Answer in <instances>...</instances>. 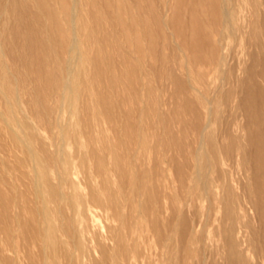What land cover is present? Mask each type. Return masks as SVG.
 <instances>
[{"label": "bare ground", "instance_id": "bare-ground-1", "mask_svg": "<svg viewBox=\"0 0 264 264\" xmlns=\"http://www.w3.org/2000/svg\"><path fill=\"white\" fill-rule=\"evenodd\" d=\"M91 1L92 2L88 10V14L90 16V19L93 25L91 27H87L84 23V18H83L84 8L81 5V0H0V102L4 105L3 111L0 110V122L3 125L2 128L3 127L8 128V131L13 141L18 142V143L22 142L24 144L22 145V147H24V150H26L31 155V157H33L34 159H36V153L33 149V146L30 145L28 141L21 139L19 135L17 134L16 130L14 129V126L21 127V125L19 123L18 118H16V115H15L16 109H15V105L12 103V100L15 99L17 104L23 105L24 103L28 107L27 111L30 114L32 113V115L35 116L37 119L42 120V122H44L45 125H47V127H50L52 129L58 128L59 129L58 133L61 136V141L65 142L67 140V137H69V135H66L64 122H62L64 118L62 120L60 113L62 109H65V106L67 105V103L69 105V108L72 109L79 102V96H80L79 95V90H80L79 89V68L85 67L84 64L86 62V58L89 61L88 63H90L95 68V72L92 75L93 82H95V84L98 82V83H101L102 85V82L104 83L106 81L107 83L110 84V87L112 86L114 89L115 87H117L118 83L119 84L120 82L125 83L124 81H120L121 79H123L122 76L117 77L110 73V70L114 69L115 66L116 68L117 66L119 67L120 64L123 65V67L125 66L126 71L124 75L130 80L132 78L139 77L140 81L138 80L137 81L139 83L140 82L142 83V80L146 76H150V75H147V73L143 71L144 69L143 70L141 69V66L136 65L138 62H135V60H133L130 54L127 55L123 51V47L120 46L117 43V41H115V43L113 42L112 44H110L111 41L116 40V35L114 34V32H111L105 29V21H107V19H112L115 25L119 28V30L123 32L131 31L134 34H137V32L139 34V29H140L141 34H142V35L140 34L141 35L140 38L143 39L144 44L145 42H148V44L144 46L146 47V49L148 48L149 51L157 50V49L154 50V46L158 43V40L159 39L163 40V38H167L166 33L168 31L165 32L167 23L165 22L164 15L160 13L159 7L156 4L155 0H136V1L134 0H91ZM132 1L136 3L137 2L139 3V1H144L145 3H147L148 7H150L149 9L150 11L149 10L138 11V12L136 11L138 14L136 13L137 15H135L133 13L135 4H133ZM228 1L229 0H204V3L208 5L210 12H211V13L208 12L210 13L209 16L211 15V17H213L212 24L209 27L211 30L207 29V27L205 28L203 24V19H201L200 17L199 18L195 17L192 14H189L190 13L189 10L191 9V6H190V9L188 10V14L191 15V19H190V23H188L187 25L190 24V28H191L190 34L191 35L189 34L190 37L187 39L185 38V39L187 40L189 49L191 53H193V56L195 58H198V60L202 59V57L206 53L203 51L204 55H202V48L203 46L204 47L206 46L209 49L208 51H209L210 57L208 58L206 57L207 59H209L206 61L207 63L205 62L206 59H204L205 64H210L208 66H219L223 68L225 73L223 74V77L220 80L222 86L221 87L215 86L214 89L212 88L210 89V87L208 86L209 88H207L208 89L207 92L210 91V93L214 94L215 96L218 95L220 97H224L226 102L228 101L230 103L232 102L236 103V105H234V107H232V109L230 110L231 112L234 111L235 113L237 111L242 112V114H240L239 116L246 120L245 126L243 128H239V124L237 122L238 118L233 116L232 113H230L222 121L223 127L221 126L222 131L220 132V135L216 136L212 134V131H213L212 129L214 126L213 114L212 112L204 113V111L202 110L205 108L206 105L208 106L212 105V101H213L212 99H214V97L212 99L209 98L206 95V93H204L199 87H197L196 85L192 83L187 66H185L186 68L185 76L179 75L177 73L178 69L174 68L172 64H171L172 67H168V63H170L169 62L170 56L167 57L164 54H162V52L157 53L155 51V54L157 53L155 60L157 61L159 59V62L161 63V65L159 66L160 70L165 69L166 71H168V75L165 78V80L167 82L172 83V85L175 88V90L174 88L173 90L176 95L185 94L183 105L176 106V109L174 110V112L171 111V113L173 112L174 115L177 114L180 116L184 109L186 110V112L190 113L193 116V120L190 123V126H191V129H193L195 132L194 141H189L186 138L185 130L184 131L181 130L182 135L176 134L173 130L170 133L169 131L168 133L166 132V129H167L166 125L170 124L171 116L169 117L168 116L169 113L163 112L161 110V106L163 102L159 99V96L158 97L154 96L156 95L154 94V92L156 93L157 89L155 90L154 87L152 88L148 84H147V87L143 85L145 86L143 88H147L146 94H148L149 99H151L150 97L154 94L153 97H155V100L154 99L153 100L156 101L155 106L153 104V106L148 107L147 105L148 103L144 102L145 107L143 108L140 107V109L137 108L138 117L136 120L132 119V113L131 112L128 113V110L125 113L122 112L120 110L121 109L120 104L119 105L117 104L118 112H116L114 109L115 106L113 105L114 102L112 103L111 100L103 97L102 95H100L99 97L100 103H101V105L99 106L101 108L103 107L102 112L104 113L105 118L108 120V122L116 125L121 131H124V132L127 131L130 133L131 138L127 136L130 139L129 138H128L129 140L126 139L128 143L129 141L133 142L131 140L133 137L132 134H134L136 137L139 138L137 141L139 148L141 149L142 147H145V143L143 142V137H142L144 133L143 117H148L149 113L152 111L153 113H158L160 115V118L158 116L159 119L158 118L157 119L164 127V132H163L164 134L160 138V143L163 145V147L164 145H169V148L176 149L181 154V157H183L186 161L189 155L195 156L196 161H197L196 165L195 166L193 165L194 166L193 173L190 175V180L192 184H190L189 186V191L187 192L188 196H185L184 194V190L186 186L185 185L186 184L185 183L186 169L184 166L178 167V171H179L178 176H180V179L178 178V181L180 180V182H179L178 188L176 189L177 195L172 196V197L167 196L168 200L171 201V203H170V206L166 210H165V207L160 203L161 201L159 200V198H157L158 195L157 196L155 195L156 197L154 199L158 205L157 217L155 220H153L154 222L151 226V229L156 234L157 243H158L157 247H159V253L157 255V259L156 260L153 259L154 261L151 260V257L149 255L146 256L147 264H264V85H261L259 81L257 80V78H261L262 80H264V50L261 51L260 55L259 54L251 55L250 58L252 61V66L250 68H246L242 72L240 71L237 73L238 70H236L235 68H232V66L231 68L228 67L230 62L227 63V57L223 54L224 52L220 54L221 47H223L221 46L220 41L215 42V41H212L211 39L212 37L211 34H213L212 30H215L217 33L220 31L218 28V25L223 29L227 25L231 24L230 23L231 22V12L226 7V4ZM181 3L182 2H180V5L183 4ZM175 4L176 2L174 3V5ZM56 5L58 6V8H55ZM176 6L179 7L178 5ZM181 7L183 8V6ZM182 8H180V10ZM178 11L179 10L177 8V12ZM124 14L129 15L128 19L130 21L128 23L123 18ZM188 14L186 13L187 17L189 16ZM219 15L222 16L223 18V21L221 22V24H219L217 20V17ZM180 16H181L180 20L184 21L186 19V18L182 19L184 15H180ZM136 18L139 19V23H140V25L138 24L139 26L137 25ZM150 19L152 20L153 25L157 29L156 33L153 32V30L149 26ZM209 19L211 18L209 17ZM184 24H185V21H184ZM180 25L182 26V24ZM208 25L210 24L208 23ZM181 26L180 27L178 26V27L181 29ZM186 28H187L186 30H188L189 27H186ZM184 29H185V26H184ZM223 33L224 32L221 30L219 35L222 36ZM80 34L83 35L86 39H94L98 43L97 51H95L92 55L90 53L87 54L88 57L86 56V53L80 49V39H79ZM175 34L178 35V33H175ZM200 34H202V38ZM180 36H182V34ZM182 37L184 38V32H183ZM144 46H139V44H136L132 48H134L136 51L141 53L142 57H144L145 51H146ZM165 47H167V45ZM180 47H182V45L178 46L179 51H181ZM162 48L163 46L161 47V51L163 50ZM226 52H227V49H226ZM114 55H116L118 58L116 59ZM152 55L154 56V54ZM230 60L231 58L229 59V61ZM156 65H158L157 62L155 66ZM260 67L262 69L257 70ZM155 68L158 69V67H155ZM149 70L151 71V69ZM159 75L157 77H159ZM208 75L209 73H204L203 76L205 78ZM240 75L246 76L247 79L240 80ZM217 83L218 82H216V84ZM165 85L166 84H162L161 87L159 86L160 88L158 87L159 92L161 94H164L163 91H165L164 90ZM227 85H229V87L225 90ZM20 86L21 87L23 86L25 88L23 93L21 92ZM127 86L129 87V84H127ZM134 88L136 89V85L134 86ZM107 89H108V86H107ZM135 89L134 91H136ZM238 89H240L239 92H237ZM111 90L112 89L110 88L109 91ZM115 91L117 90L115 89ZM111 92L109 94H111ZM23 94L29 95L30 98L27 101H22ZM53 96L58 97L60 99L59 105L54 104ZM234 97L237 98L236 101L234 100L232 101ZM175 98L178 99L177 97ZM138 99L141 103L143 102L141 101V98H138ZM170 99H174V98L172 97ZM119 103H122V102L119 101ZM86 110L87 109H85V112ZM4 113L10 114L13 117L12 121H8L5 118ZM39 123L40 121L38 122V124ZM96 123L95 124L91 123L90 127L93 128L96 125ZM110 123L109 125H111ZM180 123L183 124V126L185 124L182 119H180ZM38 124H36L35 121L34 122L32 121L30 128L32 130L37 129ZM170 127H173V126H170ZM235 127L237 129H235ZM162 130L163 129H161V131ZM243 131L247 135L246 145L240 142L242 140L240 133H242ZM59 134H58V137H59ZM32 135H33L32 136L33 138L36 137L34 133H32ZM122 137L124 138L123 133H122ZM226 140H229L228 145H224V141ZM194 143L197 145H194ZM65 146H66V143H65ZM5 147L8 148L7 145ZM74 147H76V145ZM48 148H49V145H48ZM127 148L129 149L128 145H127ZM61 149H64V145L62 146ZM4 150L6 149H3V151ZM95 150L96 149H94V151ZM47 151H50V150L48 149ZM57 151L58 150H56L55 152ZM116 151L117 152L121 151V149L116 150ZM137 152L131 153L130 154L131 156L129 155L132 160L131 161L132 163L135 158H138ZM167 152L169 151L167 150ZM24 154L28 155L27 153H24ZM82 154H84V152ZM97 154L96 155L94 154V156H97ZM47 155H49L48 152H47ZM57 155H61L60 156L61 158L58 159V163L60 162L64 164L65 161L62 155V151H60ZM72 155L74 154L72 153ZM124 155H127V154H124ZM91 156L90 158H92ZM107 156L109 157V155ZM119 156L121 155L119 154ZM7 157L10 158V156H7ZM14 157L15 156H13L12 158ZM126 157H123L122 155V157L117 162L120 174L124 176L127 184L128 183L136 184L137 187L134 190V192L136 194H140L142 192V186H144L145 184V183L140 184L141 181L143 180L144 174L143 175L140 174L141 168L139 169V167H138V171H140V173H138L137 171H133V173L124 172L123 171L124 167L122 166H123L124 160L126 159L123 160L122 158H126ZM56 158L57 157L53 156L51 160L54 159V161H57ZM6 159L4 160L6 161ZM17 159L14 158V160H17ZM202 159H203V166L201 167ZM51 160L50 158H48V161L47 160L46 161L47 162L50 161L52 163ZM99 160H100V163L103 165L104 162L101 156L99 157ZM17 161H19V159ZM89 161H91V159H89ZM6 162H8V160ZM36 162L40 167H43V165H45L40 160H37ZM19 163L20 162H18L17 164ZM23 163L25 162L23 161ZM51 163L50 165H52ZM60 163H59L60 170L57 172V175L55 173L56 177L58 176V179H59L57 186L55 184L56 187L52 186V182L49 183V185L47 184L46 177L44 178L43 172H41L42 174L39 172L37 173L35 172L36 173L35 177L29 181V183L31 182V184H30V188L28 187L27 189L31 190L33 195L36 197V201L34 202V204L32 200L30 201L33 204L32 214H34L35 216H39L40 219L39 217H35L32 220L31 219L32 217H30L29 224L26 226V225H23L21 222L23 221V209L24 208L26 209L28 206H26L27 204L25 206L23 205L22 202H24L25 200L22 202L19 201L21 196L26 195V191L24 192V190H21L23 194L19 196L20 193L19 194L17 193V187H16L17 185L13 183V180L15 181V178L12 176V172L9 169L10 166H8L7 168L5 163L3 161H0V165H3L5 167L4 168L5 170L2 171L3 177L0 175V206L4 209L2 211L4 213L3 214L0 213L1 214L0 215V259L3 261L2 263L21 264L20 256L18 255L17 251L15 252L14 246H15L16 241L21 242L23 240L28 239L27 234H29L30 232L26 231L27 227L28 229L30 228V230H34L36 232L35 239L38 238L42 240L44 238H50L54 234V227H52V224L50 223L51 221H50L49 216H51V214L53 213H56L57 211H59V214L60 212L62 213V211L60 210L63 209V207H65L64 208V211L66 210L65 212H67V209L71 211L72 209L75 208V203H73L72 198L68 196L67 194H65L66 192L62 190V185L67 181V179L64 176H66L65 174L69 172H67L68 170H66L65 168H61L62 166ZM85 163H88V159H87V162ZM85 163H84V166H85ZM139 163H137L138 166L141 165V163L140 164ZM153 164H154V161H153ZM10 165H12V162L10 163ZM19 165L23 167L25 164L22 165L20 163ZM146 165H147V160H146ZM240 166L242 167L241 170H239ZM45 167L47 168V166ZM76 167L78 168L79 164L76 165ZM76 167L75 169H77ZM154 167L155 166H152L153 169ZM11 168L14 170L16 169V168H13V166H11ZM18 168L16 169V173L19 171ZM1 169H0V172H1ZM52 169H54V167H52ZM85 169L88 170V168H85ZM92 169H96V168L92 167ZM85 171H84V174H85ZM94 171H97V170H94ZM49 172L48 174H50ZM165 172H166V169H165ZM104 173H105V170H104ZM107 173L109 174V172L106 171V174ZM21 174L22 173H20V175ZM28 174L29 173H27V176ZM98 174L99 173H96L95 175L98 176ZM155 175L156 174H154L153 176ZM17 176L19 178V175ZM93 177L94 176H92L91 178ZM54 178L55 177H53V179ZM84 178L82 180H84ZM147 178L148 177H146V179ZM159 178H162V177H159ZM166 179H169V178H166ZM19 180L21 179L19 178ZM103 180L106 181L107 179L106 180L103 179ZM93 181H95L94 178H93ZM99 181H102V180H99ZM20 183L21 182H19L18 184ZM21 184H24V183L22 182ZM1 185H5L8 187L7 188V190L9 189L8 192L10 191L12 193L11 196L8 194L10 197H8V195H6L5 193L1 191ZM28 185L29 184H27L26 186ZM20 186L19 188H22ZM26 186L23 185L24 188H26ZM68 186H71V185H68ZM90 187H93V186H90ZM108 187H110L111 189V186H108ZM121 188H123L122 184H121ZM84 189L86 190V187ZM88 194L90 193L88 192ZM151 196L149 194V197L147 199L149 200L148 202H151V199H152ZM30 197L28 198V200L31 199ZM23 198L24 197H22V199ZM67 200L69 201L68 204L65 202ZM144 200H146V198ZM133 201L134 200L130 199L128 202L132 204ZM140 203H141V199H140ZM146 210H147L146 211L147 220L146 219L144 220L149 223V218H148L149 206L146 207ZM165 211L170 212L169 216L166 218L162 216L164 215ZM215 211H217L218 215L214 214ZM11 212H14L15 214L13 215L11 214ZM24 214L26 215V213ZM68 214L66 215L68 216ZM138 215L143 216V208H141V206H140V209L134 210L133 216H131V218L129 217L131 221L125 220L124 216L122 215L121 225H126L127 223H130V222H132L133 224H137L136 220H137ZM60 217H63V216L61 215ZM69 217H67L66 219H68ZM90 217L88 218L90 219ZM27 220H24V221L26 222ZM63 220L64 219H62L61 221ZM65 221H64V224H65ZM43 224L46 226L45 228L41 226ZM14 225H16V227ZM18 225H21V227H18ZM127 226L128 225H126V227ZM89 228L91 229L90 226ZM101 228L102 227H100V229ZM21 229H23L25 233L24 235L25 237L20 236ZM72 229L73 228H71L70 231H72ZM85 230L88 233L89 230L87 229ZM64 231L66 232L67 230L64 229ZM74 231L75 230H73V232ZM74 234L75 235H73V237H70V236H69L70 238L68 237L69 239L73 238V245L75 247V252L70 253L71 254L70 257L74 258L75 264H80L79 246L81 242L80 238H83V235H84L83 229L76 230V233ZM114 234L115 236H113L112 240L114 241L115 246L111 245L112 247H110L107 252L105 251L102 252L103 250H101L100 252H102L103 261L97 262L95 264H119L121 261H124L126 264H129L131 255L132 254L137 255L140 252L137 246H134L131 248L126 246L123 240V236L119 230H116ZM32 235L33 234H31V237H33ZM216 239L218 240L216 241ZM88 240L90 239H87V241ZM20 242H16V243L17 244L19 243L21 246V244L23 243H20ZM20 246L18 247L19 249H20ZM23 249L24 248H22V250ZM153 251L155 254V250ZM8 252H13L16 257L13 258L9 255L10 258L12 259H9V257L6 258L5 256ZM45 252L44 254H46ZM31 257L29 256L30 260H31ZM33 258L34 257H32V259ZM45 258L46 257L44 255L43 258L40 260V264H48ZM68 259L69 258H67V260Z\"/></svg>", "mask_w": 264, "mask_h": 264}, {"label": "rangeland", "instance_id": "rangeland-1", "mask_svg": "<svg viewBox=\"0 0 264 264\" xmlns=\"http://www.w3.org/2000/svg\"><path fill=\"white\" fill-rule=\"evenodd\" d=\"M134 1H136V0H134ZM134 1H132V2H133V4H135V7L133 9V13L135 15L138 14L137 13L138 11H144V10L150 9V7H148L147 3H145L144 1H139V3L138 2L136 3ZM160 1L155 0L156 4L159 7L160 13L162 15H164L165 22L167 23L166 24L167 27H166L165 32L166 31H168V32L166 33L167 38H163V40L162 39L158 40V43L154 46V50L157 49V50H155L157 53L162 52V54H164L167 57L170 56V58H169L170 63H168V67L173 66L174 68L178 69L177 73L181 76L182 75L185 76V74H186L185 66H187V69H188V72L190 74L192 83L194 85H196L197 87H199L204 93H206V95L209 98L212 99L214 97V99H212L213 100L212 105L211 106L206 105L205 108L202 110V111H204V113L212 112V114H213L214 126L212 129L213 131L211 130L212 134H214L216 136L220 135V132L222 131L221 126L223 127L222 121L230 113H232L233 116L238 118L237 122L239 124V128H243L245 126L246 120L239 116L240 114H242V112L237 111L235 113L234 111L231 112V110H230V109H232V107H234V105H236V103H234V102L230 103L228 101L226 102L224 97H220L218 95L215 96L214 94L210 93V91L207 92V90H208L207 88H209V87H210V89L211 88L214 89L215 86H217V87L222 86L220 80L223 77V74L225 73L223 68H221L219 66H208L210 64H205V62L207 60H209L207 58L210 57L208 47L205 46L206 47L205 48L203 46L202 55H204V52H206L205 53L206 56L204 55L201 59L203 61H201V60H198V58H195L193 56V53H191V51L189 49V45L187 44L186 39L189 38L191 35L190 34V29H191L190 24L187 25L188 23H190V19H191V15H189V14H192L195 17H198V18L200 17L201 19H203V24H204L205 28L207 27V29H210L209 27L212 24V21H213L212 18L213 17H211V15L209 16V14L211 12H210L208 5L204 3V0H181V1L180 0H162L163 3H162V1L161 2ZM174 1L176 2L175 5H174V3H175ZM91 2H92L91 0H81V5L84 8V12H83L84 23L87 27H91L93 25V23L90 19V16L88 14V10L90 8ZM177 2H178V4H177ZM180 2H182L184 5L182 3H181L182 5H180ZM176 5H178L179 7H177ZM181 6H183V8ZM190 6H191V9H190ZM185 7H187V8H185ZM226 7L231 12V22H230L231 24L227 25L223 29L218 25V28L220 31L217 33L215 30H212L213 34H211V36L213 38L211 37V39H212V41H215V42L220 41L221 46L224 47V48L221 47V53L220 54H222V52H224L223 54L227 57V63L230 62L228 67L231 68V66H232V68H235L236 70H238L237 71V73H238V72H240V71L242 72L246 68H250L252 66V61L250 58L251 55H258V54L260 55L261 51L264 50V0H229L226 4ZM55 8H58V6L56 5ZM137 8H139V9H137ZM177 8L179 10L178 12H177ZM180 8H182V9L180 10ZM188 10L190 12L189 14H188ZM184 12H186L189 16L187 17L186 13H184ZM208 12H210V13H208ZM180 15H184V17H182V19L186 18L184 20L185 24H184L183 20H180L181 19ZM166 16H167V18H166ZM128 17H129L128 14H124L123 18L127 23L130 21L128 19ZM209 17L211 19H209ZM217 20H218V23L221 24V22L223 21L222 16L219 15L217 17ZM136 21H137V25L138 24L140 25L139 19H137ZM172 21H173V23H172ZM179 23L182 24L183 27ZM208 23L210 25H208ZM149 26L151 27L153 32L156 33L157 29L153 25V22L151 19L149 20ZM178 26L179 27L181 26V29ZM184 26H185V29H184ZM186 27H189L188 30H186L187 29ZM105 29L108 31L114 32V34L116 35V40L111 41L110 44H112L113 42L115 43V41H117V43L123 47V51L127 55L130 54V56L133 58V60H135V62H138L137 64L136 63H134V64L141 66V69L142 70L144 69L143 71L145 73H147V75L151 76V77L146 76L149 79H147L145 77L142 80V83L138 82V81H140L139 77L132 78L130 80L129 78H127L124 75L125 71H126L125 66L123 67V65L120 64L119 67L117 66V68H116V66H115L114 69L110 70V73L112 75L117 76V77L122 76L123 79H121L120 81H124L125 83H122V82H120V84L118 83L117 87H115L114 89L112 86L110 87V84L107 83L106 81L104 83L102 82L103 86L101 85V83L97 82L96 84H98L99 85L98 86L95 84V82H93V77H92L93 73L95 72V68L90 63H88L89 61L86 58V62L84 64L85 67L79 68V89H80L79 90V95H80L79 96V102L72 109L69 108V105L67 103V105L65 106V109H62V111L60 113L62 120L64 118V120L62 122H64L66 135H69V137H67V140L65 139L66 140L65 142L61 141V136L58 133V131H59L58 128L57 129L55 128L56 129L55 130V129H52L50 127H47V125H45V123L42 122V120L37 119L35 116L32 115V113L30 114L27 111L28 107L24 103H23V105L17 104L15 99L12 100V103L15 105V109H16V114H15L16 118H18L19 123L21 125V127L14 126V129L16 130L17 134L19 135V137L21 139L28 141L29 144L33 146V149L36 153V159L31 157V155L26 150H24V147H22V145H24V144L22 142L18 143V142L13 141V139H12V137L8 131V128H6V127L2 128L3 125L0 122V155H1L0 161H3L7 168H8V166H10L9 169L12 172V176L15 178V181H16L15 182L13 180V183L17 185L16 186L17 187V193L18 194L20 193L19 196H21L23 194V192L21 190H24V192L26 191V195L21 196L19 199L20 202L25 200L22 203L24 206L26 204H27L26 206H28L26 209L25 208L23 209V221L21 223L23 225L27 226L29 224L30 217H32L31 218L32 220L35 217H39V216H35L34 214H32V208H33L34 202L36 201V197L33 195L31 190L27 189L28 187L30 188L31 182L29 183V181L35 177V174L37 172H39V173L43 172V176H44V178L46 177L47 184L49 185V183L52 182V186H54V187L57 186L59 179H58V176L56 177V175H57V172L60 170V165H59L60 162L58 163V159L61 158L60 157L61 155H57V154L60 151H62V155H63L64 161H65L64 164L60 163L62 166L61 168H65L66 170H68L67 172H69V173L65 174L66 176H64L67 179V181L62 185V190L64 192H66L65 194L70 196L73 200V203H75V208L72 209L71 211L66 208L67 212L69 214L67 212H65L66 210L64 211L65 207H63V209L60 210V211H62V213L60 212V214H59V211H57L56 213H53V214H51V216H49L50 221H51L50 223L52 224V227H54V234L52 237L44 238L42 240H40L38 238L35 239V233L36 232L34 230H30V228L28 229V227H27L26 231H29L31 234H33L32 235L33 237H31V234L28 232L29 234H27V236H28L27 238L28 239L30 238V239L29 240L27 239L28 241L27 240H23L21 242L16 241V242H20L23 244H21V246H20L19 243L17 244L15 242V246H14L15 252L17 251L18 255L20 256L21 264H40V260L43 258L44 255L46 257L45 259L47 260L48 264H75L74 258L70 257V255H71L70 253L75 252V247L73 245V238H71V239H69V238L73 237V235H75L74 233H76V230H78V229H83V233H84L83 238H80L81 239L80 246H79L80 264H87V263L88 264H95L97 262H102L103 261L102 252H104V251L107 252L110 247L115 246V243L112 239H113V236H115L114 233L116 230H119L120 233L122 234L123 240H124L127 247L131 248V247L137 246L140 250V252L137 255L136 254L131 255V259H130L129 264H147L146 256L149 255L151 257V260L154 261L153 259L156 260L157 255L159 253V247H157L158 246L157 237H156L155 232H153L151 229V226L154 222L153 220H155L157 217V208H158V205H157L154 198L158 195L157 198H159V200L161 201L160 203L165 207V210L170 206L171 201L168 200V197L169 196L172 197V196L177 195L176 189L178 188L179 182H180V180L178 181V178L180 179V176H178L179 175L178 167H180V166H184L186 169V171H185V178H186L185 179V183H186L185 185L186 186H185L184 194H185V196H188L187 192L189 191L190 184H192V182L190 180V175L193 173V167L197 163L196 158L193 155L192 156L189 155V157L187 158V161H186L183 157H181V154L176 149L169 148V145H164V147H163V145L160 143V138L164 134L163 133L164 127L158 120L160 118V115L158 113H153L151 111L150 113L152 116L149 113L148 117H143L144 133H143L142 137H143V142L145 143V147H142L140 149L138 142H137L139 138L136 137L134 134H132L133 137H132L131 141H133V142L129 141V143H128L127 140H129L131 138L130 133L127 131H125V132L121 131L116 125L108 122V120L105 118L104 113L102 112L103 107L101 108L99 106V105H101L99 97H100V95H102L103 97L111 100L112 103L114 102L113 105L115 106L114 109L116 112H118L117 104L118 105L120 104L121 105L120 110L124 113L127 112V110H128V113H130V112L132 113V119L136 120L138 117L137 108L140 109V107L141 108L145 107L144 102L148 103L147 104L148 107L153 106V104L155 106L156 101H154L155 97H153V95L156 94L154 96H156V97L159 96V99L164 103V104L162 103L163 107L161 106V110L163 112L169 113L168 114L169 117L171 116L170 124L166 125V128H167L166 132L168 133V131H169V133H170L173 130L176 134L182 135L181 130H183V131L185 130L186 138L189 141H194L195 132L193 129H191V126H190V123L193 120V116L190 113L186 112V110H184V109H183V112L180 116L177 114H175V115L173 114L174 110L176 109V106L183 105V100L185 98V94L176 95L174 92L175 88L172 85V83L167 82L165 80V78L168 75V71H166L165 69L160 70L159 66L161 65V63L159 62V59L157 61L155 60L157 53L155 54V51H153V50L149 51L148 48H147L148 50L146 49L145 46L148 44V42H145V44H144L143 39L140 38V36L142 35L140 29H139V34H138V32H137V34H134L131 31L123 32V31L119 30V28L115 25V23L113 22L112 19H107V21H105ZM142 29H143V27H142ZM221 30L224 32L222 34V36L219 35ZM174 32L178 33V35L175 34ZM183 32H184V38L182 37ZM174 34L177 36H175ZM179 34L180 35L182 34V36H180ZM200 35L202 38V34H200ZM79 37H80L79 38L80 39V49L86 53L87 57H88L87 54L90 53L92 55L95 51H97L98 43L94 39H86L81 34L79 35ZM177 38H178V40H177ZM133 40L134 41L136 40V41L134 42ZM135 43L139 44V46L145 45L144 47H145L146 51H145L144 57H142L141 53H139L134 48H132V47H134V45H136ZM160 44H162V45H160ZM166 45H167V47H165ZM177 45L178 46L182 45L183 48L180 47L181 51L178 50ZM185 45H186V47H185ZM162 46H163V48H162L163 50L161 51ZM175 47H177V48H175ZM226 49H227V52H226ZM183 51H184V53H183ZM175 52H176V54H175ZM152 54H154V56ZM148 55H150V56H148ZM114 56L116 59L118 58L116 55H114ZM230 58H231V60L229 61ZM260 58H261V56H260ZM204 59H206L205 62H204ZM136 60H138V61H136ZM184 61H185V63H184ZM156 62L158 65L155 66ZM191 63H192V65H191ZM171 64H172V66H171ZM155 67H158L159 70ZM145 69H146V71H145ZM149 69H151V71ZM261 69L262 68L260 67L257 70H261ZM158 71H160V72H158ZM155 73H156V75H155ZM204 73H209V75L204 78V76H203ZM159 74H161V75H159ZM158 75H159V77H157ZM155 77H156V79H155ZM241 79H247V78L244 75H240V80ZM257 80L259 81V83L261 85H264V80H262L261 78H257ZM216 82H218V83L216 84ZM127 84H129V87L127 86ZM147 84L149 86H151L152 88L154 87L155 90L157 89L156 93L154 92V94L150 97L151 99H149L148 94H146L147 88H143L145 86L147 87ZM162 84H166L165 89H164L165 91H163L164 94H166V95L161 94L159 92V88L162 86ZM106 85L108 86V89H107ZM133 85L134 86L136 85V89L134 88ZM143 85H145V86H143ZM126 86H127V88H126ZM166 87L168 90L166 89ZM228 87H229V85L226 86L225 90ZM110 88L112 89L111 90L112 92L109 91ZM133 88L136 91H134ZM137 88H139V89H137ZM173 88H174V90H173ZM20 89H21V92L23 93L25 88L23 86L22 87L20 86ZM115 89L117 91H115ZM138 90H140L141 92ZM239 91H240V89H238L237 92H239ZM110 92H111V94H109ZM133 92L135 93V95ZM170 93H171V95H170ZM172 93H173V95H172ZM125 95H127V96H125ZM172 97L175 100L170 99ZM175 97H177L178 99H176ZM29 98H30L29 95L23 94L22 101H27ZM116 98L119 100H117ZM138 98H141V101H143V102L141 103ZM121 99H122V101H121ZM236 99L237 98L234 97L232 99V101L233 100L236 101ZM119 101L122 103H119ZM124 102H125V104H124ZM167 103H168V105H167ZM54 104H57V105L60 104V99L58 97H54ZM135 106H137V107H135ZM3 108H4V105L0 102V110L3 111ZM85 109H87L86 110L87 113L85 112ZM207 110H209V111H207ZM167 111H169V112H167ZM171 111H173V112L171 113ZM4 114H5V118L8 121H12L13 117L10 114H8V113H4ZM158 116H159V118H158ZM26 117H28V118H26ZM217 117H218V119H217ZM28 119H29V121H28ZM180 119H182L184 121L185 127L183 126V124L180 123ZM32 121L33 122L35 121L36 124H38V122L40 121V123L37 126V129L32 130L30 128ZM157 121H158V123H157ZM91 123H93V124L96 123V125L92 128V127H90ZM109 123L111 125H109ZM177 124H179L180 126ZM170 126H173V127H170ZM189 127H190V129H189ZM161 129H163V130L161 131ZM235 129H237V128L235 127ZM52 132L53 133L55 132L54 133L55 135ZM32 133H34L36 135L35 138L32 137L33 136ZM56 133L59 134V137H58V134H56ZM122 133L124 135V138L122 137ZM240 135H241V139H242L240 142L243 143L244 145H246V139H247L246 133L243 131L242 133H240ZM127 136H129L130 138ZM147 136H148V138H147ZM58 140H59V142H58ZM60 141H61V143H60ZM106 141H107V143H106ZM150 141H151V143H150ZM124 142H125V144H124ZM65 143H66V146H65ZM228 144H229V140L224 141V145H228ZM6 145L8 146L9 149L7 147H5ZM14 145H16V146H14ZM18 145H19V147H18ZM40 145L41 146L43 145V146L41 147ZM44 145L45 146L47 145V146L45 147ZM48 145H49V148H48ZM63 145H64L65 150L61 149ZM75 145L77 148L74 147ZM124 145H126V146H124ZM127 145L129 147V149L127 148ZM150 145H151V147H150ZM194 145H197V144L194 143ZM78 147H79V149H78ZM109 147H110V149H109ZM3 149H6V150L3 151ZM48 149L50 151H47ZM59 149H60V151H59ZM94 149H96V150L94 151ZM115 149L116 150L121 149V151L117 152ZM12 150H13V152H12ZM42 150H43V152H42ZM56 150H58V151L55 152ZM73 150H75V151H73ZM137 150H138V152H137ZM167 150L169 152H167ZM68 151H69V153H68ZM4 152H5V154H4ZM47 152L49 155H47ZM81 152L82 153L84 152V154H82ZM88 152H90V153H88ZM91 152H92V154H91ZM97 152H98V154H97ZM135 152L138 153V156H137L138 158H135L134 159L135 162L133 161V163H132L131 162L132 160L130 158V156H131L130 154L135 153ZM24 153H27L28 155H26ZM72 153L74 155H72ZM93 153L95 155L97 154V156H94ZM118 153L121 156H119ZM124 154H127V155H124ZM12 155L15 156L14 158H16V159L18 158L19 161H17L18 159L14 160V158H12L13 157ZM37 155H38V157H37ZM76 155H78V156H76ZM84 155H85V157H84ZM98 155H100L103 158V162H104L103 165L100 163V160H99L100 156H98ZM107 155H109V157ZM122 155H123V157L127 156L126 158H122L123 160L126 159V160H124V163L122 166V167H124V169H123L124 172L133 173V171H137L138 173H140V171H141L140 174H142V175L144 174L143 180L140 183V184L145 183L144 186L141 185L142 186V192L140 193L141 195L136 194L134 192L137 185L134 183H128L127 184L124 176L120 174L117 162L122 157ZM7 156H10V158ZM27 156H28V158H27ZM53 156L57 157L56 158L57 161H54V159L51 160V158ZM90 156L92 158H94V157H96V158L92 159V158H90ZM193 157H194V159H193ZM6 158H8V159H6ZM48 158H50L52 163L50 161L47 162ZM97 158H98V160H97ZM4 159H6V161L8 160V162H6ZM82 159L85 162H87V159H88V163H85ZM89 159H91V161H89ZM35 160L36 161L40 160L45 165H43V167H40ZM146 160H147V165H146ZM180 160H181V162H180ZM23 161L25 163H23ZM153 161H154V164H153ZM9 162L10 163L12 162V165H10ZM18 162H20L22 165L25 164L24 165L25 168H24V166L22 167L21 165H19L20 163L17 164ZM54 162H56V163H54ZM77 162H79V163H77ZM115 162H116V164H115ZM139 162L141 163L142 167H141V165L140 166L137 165V163H139ZM6 163H8V164H6ZM50 163L53 166L50 165ZM84 163H85L86 167L84 166ZM13 164L16 167L19 165L18 166L19 168L17 167L19 170V171L17 170L18 171L17 173H16L17 168ZM78 164H79L80 168L76 167V165H78ZM80 164H82V165H80ZM86 164H88V165H86ZM113 164H115V165H113ZM131 164H133V165H131ZM34 165L36 166V168ZM111 165L113 166V168ZM11 166H13V168H16V169L15 170L12 169ZM45 166H47V168H49V169H47ZM51 166L54 167V169H52ZM152 166H155L154 167L155 170L152 168ZM202 166H203V159H202V163H201V167ZM75 167L77 169H75ZM92 167L96 168V169H92ZM138 167H139V169L141 168L140 171H138ZM4 168L5 167L3 165H0V169H1L0 175L2 177H3L2 171L5 170ZM85 168H88V170ZM99 168H101V169H99ZM164 168L166 169V172H165ZM34 169H35V171H34ZM160 169H162V170H160ZM241 169H242V167L240 166L239 170H241ZM54 170H55V172H54ZM94 170H97V171H94ZM104 170H105V173H104ZM84 171H85L86 175L84 174ZM106 171L109 172V174L108 173L106 174ZM48 172L50 174H48ZM13 173L14 174L16 173L15 176ZM20 173H22V174L20 175ZM27 173H29L28 176H27ZM55 173H56V175H55ZM96 173H99L98 176L95 175ZM154 174H156L155 175L156 177L153 176ZM17 175H19V178L21 180H19ZM50 175H51V177H50ZM78 175H79V177H78ZM101 175H102V177H101ZM104 175H106V176H104ZM167 175H168V177H167ZM90 176L91 177L94 176L93 178L95 179L96 182L93 181V178H91ZM53 177H55V178L53 179ZM82 177L83 178L85 177L84 180H82L83 179ZM146 177H148V178L146 179ZM159 177H162V178H159ZM102 178L105 180L107 179V180L104 181ZM114 178H115V180H114ZM166 178H169V179H166ZM53 180H55V181H53ZM99 180H102V181H99ZM19 182H21V183L23 182L24 184H21V183L18 184ZM101 182H103V183L105 182V183L103 184ZM120 182H122V183H120ZM53 183H54V185H53ZM90 183H91V185H90ZM98 183H99V185H98ZM27 184H29V185L26 186ZM55 184H56V186H55ZM121 184H122L123 188H121ZM126 184H127V186H126ZM23 185H25L26 188H24ZM68 185H71V186H68ZM19 186L22 188H19ZM90 186H93V187H90ZM104 186H105V188H104ZM108 186H111V189ZM85 187H86V190L84 189ZM7 188H8L7 186L1 185V191L3 193H5L6 195L9 194L11 196L12 193L10 191L8 192L9 189L7 190ZM124 188H126V189H124ZM162 190L164 191V193ZM149 191H150V193H149ZM27 192H28V194L31 193L32 195L31 194H29V195L32 197H30L27 194ZM88 192L90 194H88ZM103 192H104V194H103ZM91 193H93V194H91ZM149 194H150V196L152 195L151 196L152 197L151 202H148L149 200H147L149 197ZM9 195H8V197H10ZM22 197H24V198L22 199ZM29 197L31 198L30 200H28ZM34 197H35V199H34ZM145 198H146V200H144ZM130 199L134 200L132 204H130L128 202ZM140 199H141V203H140ZM26 200L28 201L29 205H28ZM31 200L33 201V204H32V202H30ZM65 202L68 204L69 201L67 200ZM142 202H143V204H142ZM35 206H36V204H35ZM140 206H141V208H143V216L138 215L137 220H136L137 224H133L132 222H130V223L126 224V225H128L127 227H126V225H121V220H122L121 216L123 215L125 220L131 221L130 218H131V216H133L134 210L140 209ZM148 206H149V211H148L149 223L144 220L147 218L146 217L147 216L146 207H148ZM3 210L4 209L0 206V213L1 214L4 213V212H2ZM26 211H28V212H26ZM165 212H164V215H162L164 218L168 217L170 214L169 211H165ZM24 213H26V215ZM98 213H99V215H98ZM11 214L14 215L15 213L11 212ZM66 214H68V216ZM214 214L218 215L217 211H215ZM61 215L63 217H60ZM24 216H26V217H24ZM67 217H69V218L66 219ZM88 217H90V219ZM27 218H28V220H27ZM39 219H40V217H39ZM62 219H64V220L61 221ZM65 219H66V221H65ZM70 219H72V220H70ZM88 219H89V221H88ZM24 220H27L28 222L27 221L25 222ZM69 220H70V222H69ZM64 221H65V224H64ZM92 225H94V226H92ZM107 225H109V226H107ZM14 226L16 227V225H14ZM41 226L43 228L46 227L44 224ZM63 226L64 227L66 226V227L64 228ZM89 226L91 227L92 230L89 228ZM18 227H21V225H18ZM100 227H102V228L100 229ZM71 228H73L72 231H70ZM64 229L67 230L66 231L67 234L64 231ZM85 229L89 230L88 231L89 234L86 232ZM73 230H75V231L73 232ZM20 233H21L20 234L21 237H23L25 235L23 229H21ZM85 233H87V234H85ZM102 234H103V236H102ZM31 238H33V239H31ZM87 239H90V240L87 241ZM37 240H39V241H37ZM217 240L218 239H216V241ZM42 241H44V242H42ZM37 243H38V245H37ZM105 243H106V245H105ZM87 244H88V246H87ZM18 245L20 246V249L18 248L19 247ZM69 246H70V248H69ZM103 247H105V248H103ZM22 248H24V249L22 250ZM27 248L29 251L27 250ZM44 249L46 250V252ZM31 250H33V251H31ZM101 250H103V251L100 252ZM153 250H155V254H154ZM41 252H43V253H41ZM44 252L46 254H44ZM7 254H8V256H7ZM7 254L5 256L6 258L9 257V259H12V258H10V256L13 258L16 257L13 252H8ZM64 255H66L67 257ZM97 255H99V256H97ZM29 256L30 257L32 256L34 258L32 259V257H31V260H30ZM67 258H69V259L67 260ZM2 262L3 261L0 259V264H4ZM119 264H126V263L124 261H121Z\"/></svg>", "mask_w": 264, "mask_h": 264}]
</instances>
